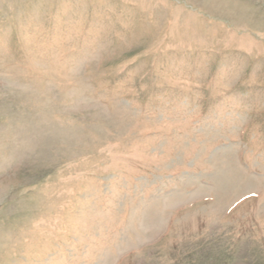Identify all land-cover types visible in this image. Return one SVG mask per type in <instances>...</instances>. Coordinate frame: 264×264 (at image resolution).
<instances>
[{
	"label": "rangeland",
	"instance_id": "rangeland-1",
	"mask_svg": "<svg viewBox=\"0 0 264 264\" xmlns=\"http://www.w3.org/2000/svg\"><path fill=\"white\" fill-rule=\"evenodd\" d=\"M0 264H264V0H0Z\"/></svg>",
	"mask_w": 264,
	"mask_h": 264
}]
</instances>
